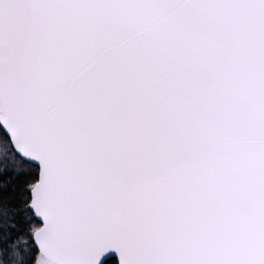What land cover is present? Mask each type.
<instances>
[{
	"label": "snow or ice",
	"instance_id": "1",
	"mask_svg": "<svg viewBox=\"0 0 264 264\" xmlns=\"http://www.w3.org/2000/svg\"><path fill=\"white\" fill-rule=\"evenodd\" d=\"M0 264H264V0H0Z\"/></svg>",
	"mask_w": 264,
	"mask_h": 264
}]
</instances>
